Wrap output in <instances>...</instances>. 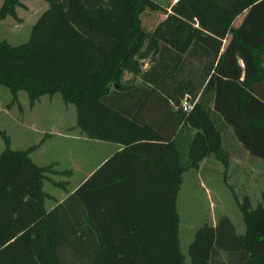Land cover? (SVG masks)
Masks as SVG:
<instances>
[{"label": "trees", "instance_id": "obj_1", "mask_svg": "<svg viewBox=\"0 0 264 264\" xmlns=\"http://www.w3.org/2000/svg\"><path fill=\"white\" fill-rule=\"evenodd\" d=\"M44 1L25 40L0 38V84L11 102L19 90L30 104L59 93L81 133L122 147L46 207L43 181L64 186L51 174L70 169L36 163V144L12 148L0 129V264H183L182 172L210 152L228 164L212 114L264 171V0ZM19 5L2 0L0 19L19 20ZM147 9L165 14L151 28L141 21ZM125 71L138 80H124ZM183 127L194 129L184 161L174 136ZM223 180L243 231L226 215L204 221L188 243L189 263L264 264V195L252 203Z\"/></svg>", "mask_w": 264, "mask_h": 264}, {"label": "rangeland", "instance_id": "obj_2", "mask_svg": "<svg viewBox=\"0 0 264 264\" xmlns=\"http://www.w3.org/2000/svg\"><path fill=\"white\" fill-rule=\"evenodd\" d=\"M2 0H0L1 3ZM171 0H160L169 4ZM23 5L15 7L19 20L12 16H5L0 20V38H5L11 43L25 40L29 34L30 25L42 9L44 0H22ZM164 13L157 10H145L141 16L142 25L151 28L158 20L164 17ZM147 58L142 60V67L148 65ZM126 81L138 80V76L128 71L123 73ZM49 97V98H48ZM17 101L11 102L9 89L0 84V129L9 137V146L12 148H24L30 144H36L31 151L33 160L38 164L54 161V166L60 169L69 168L70 174H51L55 179L65 180L64 186H55L48 180L43 181V189L49 192L44 199L47 207L59 199L66 190L71 189L87 173L97 167L103 160L108 148H112L115 142L88 137H78L67 134H55V130H68L73 126L75 112L74 105L64 102L59 93L52 95L41 94L35 100L33 106L27 104L26 93L18 91ZM22 103V105H21ZM213 124L221 127L219 144L228 152V164L223 163L210 152L199 162L197 168H186L182 172V179L176 193L175 207L179 215L178 237L179 248L184 253L183 264H190L187 254V246L193 237L196 228L204 221L213 223L221 215H226L233 223L236 232L243 231L241 212L237 207L231 190L223 180L231 184L235 193L241 197L245 195V188L255 183V177L245 171H233L230 159L238 158L240 154L236 147L237 140L229 126L222 124L218 116L212 114ZM60 128V129H58ZM190 128V127H189ZM194 129L182 128V133L177 131L174 135L180 153V159H187V142ZM3 141L0 136V149ZM234 152L236 158L230 157ZM233 155V154H231ZM257 159L259 157L253 155ZM244 159V158H243ZM251 184H250V181ZM252 203H255L257 191H251Z\"/></svg>", "mask_w": 264, "mask_h": 264}, {"label": "crops", "instance_id": "obj_3", "mask_svg": "<svg viewBox=\"0 0 264 264\" xmlns=\"http://www.w3.org/2000/svg\"><path fill=\"white\" fill-rule=\"evenodd\" d=\"M174 0H171L170 1V3L171 2H173ZM169 3V4H170ZM43 5H42V8L41 9H43L44 8V6H45V3H42ZM168 4V5H169ZM167 9H168V7H167ZM244 12H245V9L242 11V12H240L239 14H237L235 17H234V19H233V21H232V24L233 25H236V24H238V22L240 21V19L242 18V16H243V14H244ZM39 13V12H38ZM4 18V17H3ZM1 20V19H0ZM31 26V25H30ZM17 95H18V92H17ZM48 96H50V95H48ZM27 97V96H26ZM39 97V96H38ZM37 97V98H38ZM36 98V99H37ZM49 98V97H48ZM18 99V98H17ZM35 99V100H36ZM28 100V99H27ZM35 100H34V102L32 103V104H30L28 101H27V104H29V105H31V106H33L34 105V103H35ZM13 102H16V101H13ZM12 102V103H13ZM21 105H22V103H21ZM74 112H75V109H74ZM72 125L73 126H69L70 128L68 129V130H63V129H60V128H58V129H60V130H55V132H52V133H55V134H67L66 132H68V133H70L71 135H74V136H78V137H86L83 133H81L80 131H79V129H78V127L75 125V117H74V122L72 123ZM234 137H235V135H234ZM236 138V137H235ZM237 140V139H236ZM121 147H122V144L121 143H117V142H115V144L113 145V147L112 148H108V150H107V153L103 156V158H101V159H105L109 154H111L113 151H115V150H117V149H121ZM236 147H237V151H238V153L240 154V156L238 157V158H242V159H230L231 160V166H232V168H233V171H236L237 173H238V171H245V174L246 175H249L250 176V180H252L254 177H255V183H254V185H251L250 186V189L249 188H245L244 189V191H246L245 193H247V195L249 196V198L251 199L252 198V194H251V191H253V192H255V191H257V193H258V195H255L254 194V199H255V202L257 201V200H259V198H260V196L263 194L264 195V171H263V167H262V162H261V160L260 159H257L256 157H254L253 156V154H250V153H248L247 152V150L242 146V144L237 140V143H236ZM35 148V147H34ZM33 148V149H34ZM32 149V150H33ZM31 150V151H32ZM31 151L29 152V155H30V157L32 158V159H34L33 157H32V153H31ZM231 154H233V155H231ZM234 157V158H236V155L234 154V152H232V153H230V157ZM244 158V159H243ZM102 161V160H101ZM90 173V171L87 173V175ZM86 174L79 180V182L78 183H80L86 176H87ZM253 175H254V177H253ZM249 180V181H250ZM250 184H251V181H250ZM77 185V184H76ZM75 185V186H76ZM74 186V187H75ZM74 187H72L71 189H68V190H72ZM61 194H65V192H63V193H61ZM62 195V196H63ZM61 196V197H62ZM60 197V198H61ZM59 198V199H60ZM252 201V200H251ZM49 206H51V205H49ZM215 222H213V223H211V224H214Z\"/></svg>", "mask_w": 264, "mask_h": 264}, {"label": "built area", "instance_id": "obj_4", "mask_svg": "<svg viewBox=\"0 0 264 264\" xmlns=\"http://www.w3.org/2000/svg\"><path fill=\"white\" fill-rule=\"evenodd\" d=\"M181 106L183 109H188L191 107V103L186 100V98H183L181 101Z\"/></svg>", "mask_w": 264, "mask_h": 264}]
</instances>
